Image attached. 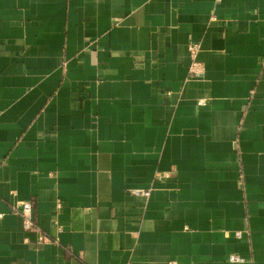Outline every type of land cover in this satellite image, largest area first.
Listing matches in <instances>:
<instances>
[{
  "label": "crops",
  "instance_id": "0c3cea01",
  "mask_svg": "<svg viewBox=\"0 0 264 264\" xmlns=\"http://www.w3.org/2000/svg\"><path fill=\"white\" fill-rule=\"evenodd\" d=\"M0 165V264H264V0H0Z\"/></svg>",
  "mask_w": 264,
  "mask_h": 264
},
{
  "label": "built area",
  "instance_id": "2783aa9c",
  "mask_svg": "<svg viewBox=\"0 0 264 264\" xmlns=\"http://www.w3.org/2000/svg\"><path fill=\"white\" fill-rule=\"evenodd\" d=\"M199 43H191L189 46V51L190 54L192 55V57H195L198 50H199ZM1 167V165H0ZM145 196H148L149 193H144ZM33 203L31 201H20L19 203H17L15 206H13L12 208V212L16 215H20L22 216V218L24 219V228L26 231L30 232V231H34V232H39L40 228L38 227V225L36 224L35 220H34V216H33ZM3 215L0 213V218ZM237 236H241V233H237ZM40 242H45L47 241V238L44 235L40 236ZM233 262H239L242 261V259H240L239 257H231L230 259Z\"/></svg>",
  "mask_w": 264,
  "mask_h": 264
}]
</instances>
